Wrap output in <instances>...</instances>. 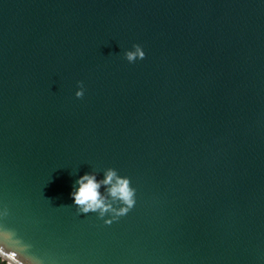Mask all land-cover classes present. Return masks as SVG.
Returning <instances> with one entry per match:
<instances>
[{
    "label": "water",
    "instance_id": "1",
    "mask_svg": "<svg viewBox=\"0 0 264 264\" xmlns=\"http://www.w3.org/2000/svg\"><path fill=\"white\" fill-rule=\"evenodd\" d=\"M109 168L137 202L107 226L70 192ZM0 249L264 264V0H0Z\"/></svg>",
    "mask_w": 264,
    "mask_h": 264
},
{
    "label": "clouds",
    "instance_id": "2",
    "mask_svg": "<svg viewBox=\"0 0 264 264\" xmlns=\"http://www.w3.org/2000/svg\"><path fill=\"white\" fill-rule=\"evenodd\" d=\"M123 59L128 64H135L146 59L144 48L140 44H133L130 49L124 50ZM85 87L82 81L77 82L75 98L82 99ZM104 188V193L101 192ZM73 206L83 215L98 213L100 218L111 213V219L105 220L110 226L120 217L126 216L136 205V189L132 187L127 176H120L114 168H109L103 180H98L94 172L80 175L74 183V190L70 192ZM111 201V202H110ZM113 204H118L114 208ZM0 264H24L15 254L7 255L0 249Z\"/></svg>",
    "mask_w": 264,
    "mask_h": 264
}]
</instances>
